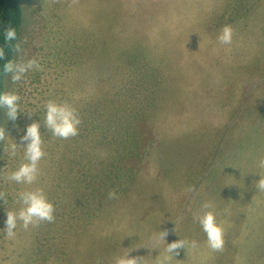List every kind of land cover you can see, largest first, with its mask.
I'll return each instance as SVG.
<instances>
[{
	"label": "rangeland",
	"instance_id": "rangeland-1",
	"mask_svg": "<svg viewBox=\"0 0 264 264\" xmlns=\"http://www.w3.org/2000/svg\"><path fill=\"white\" fill-rule=\"evenodd\" d=\"M22 9L12 63L35 59L41 70L4 81L3 94L20 100L15 120L2 106L0 264H114L128 253L141 264H264V0H22ZM225 26L230 44L218 39ZM50 100L77 110V136L45 126ZM33 122L45 156L34 183H16L7 177L27 162L21 137ZM36 190L54 221L18 220L8 237L7 211ZM207 211L223 228L222 251L208 246ZM178 240L185 248L170 254Z\"/></svg>",
	"mask_w": 264,
	"mask_h": 264
},
{
	"label": "clouds",
	"instance_id": "clouds-1",
	"mask_svg": "<svg viewBox=\"0 0 264 264\" xmlns=\"http://www.w3.org/2000/svg\"><path fill=\"white\" fill-rule=\"evenodd\" d=\"M16 31L14 28L6 30L4 38L6 41H13L16 39ZM232 38V29L230 26L223 28L222 34L218 37L220 43L230 44ZM19 49V46L17 45ZM0 56H3V51L0 50ZM41 70L40 64L31 59L25 63L13 64L6 63L5 71L11 73L13 82L19 81L22 76L29 70ZM19 95L15 93H5L0 95V106L7 108V115L10 119L15 120L18 114ZM45 126L52 132L55 137L60 139H69L79 134V125L81 123L77 110L67 104H60L55 101H48L46 104V115L44 118ZM40 123L33 122L27 126L26 133L21 137L22 142H28L25 153L26 163L12 172L7 179L16 183L32 184L36 181L38 176L39 161L45 156L43 151V141L40 133ZM5 130L0 128V140L4 139ZM12 154L15 155L17 144L13 143L11 146ZM260 167H264V159L259 162ZM259 191H264V177H261L256 184ZM194 190V189H189ZM109 199L116 198L115 191L108 193ZM0 199H4V193L0 192ZM20 202L23 207L18 212L7 211L6 234L12 237L15 234L17 221L23 222V227L27 229L29 225L38 223L40 221H47L49 223L54 221V206L50 203L42 190L22 192L19 194ZM204 208H209L210 205L205 203ZM200 224L207 235V242L209 248L213 251H222L224 246L223 228L216 221L215 213L207 211L200 218ZM162 239L165 240L167 231H162ZM192 246H196V242H192ZM181 248H185V242L178 240L168 244L167 251L171 254ZM114 264H141L140 257H130L129 253L125 256L118 257Z\"/></svg>",
	"mask_w": 264,
	"mask_h": 264
},
{
	"label": "trees",
	"instance_id": "trees-1",
	"mask_svg": "<svg viewBox=\"0 0 264 264\" xmlns=\"http://www.w3.org/2000/svg\"><path fill=\"white\" fill-rule=\"evenodd\" d=\"M23 24L22 0H0V50L3 56H0V95L4 93V81L7 72L5 65L13 62L17 44L21 36V26ZM9 28L16 31V39L6 41L5 32ZM2 121V106H0V126Z\"/></svg>",
	"mask_w": 264,
	"mask_h": 264
},
{
	"label": "crops",
	"instance_id": "crops-1",
	"mask_svg": "<svg viewBox=\"0 0 264 264\" xmlns=\"http://www.w3.org/2000/svg\"><path fill=\"white\" fill-rule=\"evenodd\" d=\"M217 36H219V35H217ZM192 37V36H191ZM207 49V50H206ZM194 51H197V52H200V53H211V52H213L214 51V49L212 50V49H210V48H205L203 51L202 50H193V52Z\"/></svg>",
	"mask_w": 264,
	"mask_h": 264
}]
</instances>
